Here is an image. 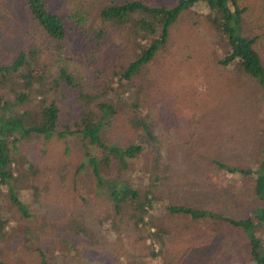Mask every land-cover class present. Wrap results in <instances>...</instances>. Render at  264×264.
<instances>
[{"label":"trees","instance_id":"obj_1","mask_svg":"<svg viewBox=\"0 0 264 264\" xmlns=\"http://www.w3.org/2000/svg\"><path fill=\"white\" fill-rule=\"evenodd\" d=\"M7 1L20 4L33 26L32 32L27 31L18 39L21 26H15L8 15L0 13V47L23 42L19 49L11 51L7 63L3 60L8 59L0 56V189L5 190L25 218L34 216L20 199L25 186L31 187L36 202L49 203L54 198L48 190L57 179L74 191L71 195L76 200L66 223L56 220L57 213L43 217L44 224L38 232H25L29 237L27 243L23 241L24 245L30 244L29 250L36 254L37 264H60L62 257L56 255L54 240L39 238L35 242L33 233L47 228L51 230L42 233L58 234L55 244L65 241V250L76 251L77 259L87 256L90 264L118 263L123 245L104 239L102 232L107 230L119 237L125 232H136L142 240L157 239L162 245L158 233L142 236L140 232L157 227L145 218L165 199V192L173 185L158 172L160 162L164 161L162 154L155 155L149 164H140L145 152L155 149L157 143L152 126L138 113L140 103L136 100L133 105L124 103L128 109L124 114L129 115L126 127L145 128L143 133L133 129L137 139L129 142L125 138L126 130L122 133L120 125L114 123L127 116L120 112L119 105L132 96L131 87L137 76L168 44L171 29L181 15L200 3L208 6L210 20L228 48L220 65L225 68L233 65L235 76L254 80L264 101V50L257 36L245 32L248 8L242 7L240 0H177L172 5L148 4L145 0H107L96 19H92L86 10L54 11L50 0ZM110 29L125 33L126 42L136 53L120 67L115 65L110 74L98 70V76L88 81L86 66L79 70L82 62L85 64L83 57L98 55L89 58L96 66L110 63L113 52L106 57L96 51L106 46ZM75 38L80 39V45L88 43V47L75 48ZM77 60L80 63L74 65ZM54 141L62 143L64 148L57 160H53L54 154L48 147ZM39 143L47 147L40 149ZM24 148H31L37 159L22 158ZM260 152L263 158L257 170L211 161L228 173L254 176L255 195L263 207L251 216L236 221L216 213L195 197L193 189L188 193L194 200L169 202L165 212L195 221H221L231 229L242 230L249 240L252 264H264V246L258 232L264 226V137ZM88 180L92 185H86ZM55 206L50 207L55 209ZM2 217L0 211V241L6 236L2 232L7 221ZM80 246L84 249L78 250ZM16 262L14 256L11 263Z\"/></svg>","mask_w":264,"mask_h":264},{"label":"rangeland","instance_id":"obj_2","mask_svg":"<svg viewBox=\"0 0 264 264\" xmlns=\"http://www.w3.org/2000/svg\"><path fill=\"white\" fill-rule=\"evenodd\" d=\"M145 1L148 4L172 5L177 0ZM106 2L50 0V5L58 12L86 10L92 19H96ZM240 4L249 10L245 16V32L257 36L264 50V0H240ZM0 13L8 15L15 26H21L18 39L31 31L33 25L29 24L26 11L20 4L0 0ZM25 27L29 29L25 30ZM125 36L122 31L110 29L106 46L96 50L106 57L113 52L109 64L96 66L89 60L98 55L83 57L85 64L82 62L79 70L86 66L88 81L98 76V70L108 75L115 65L120 67L134 57L135 48L126 42ZM29 38L32 39L31 36ZM78 39L73 41L75 48L80 50L88 47V43L80 45ZM21 43L13 47L1 45L0 56L8 59L3 62L9 61L11 51L19 49ZM225 44V39L218 35L210 20V10L206 3L196 5L181 15L171 29L168 44L159 51L146 70L137 76L131 87L132 96L119 105L120 112L124 114L128 111L125 102L129 105L135 104L134 100L140 103L138 113L152 126L157 140L155 149L146 151L140 164H149L155 155L162 154L164 161L160 162L158 172L173 186L165 192V199L150 210V215L145 218L146 222L151 221L157 227L151 230L145 228L140 232L142 236L158 233L162 245L157 239L146 242L136 232H125L121 237L108 230L102 232L104 239L115 240L123 245L117 264H252L249 240L240 232L242 230L231 229L221 221H195L188 216L175 217L165 212L169 202L179 204L183 198L194 200L188 193L192 189L204 206L209 205L216 213L236 221L246 219L256 209L263 207L255 195L254 176L231 174L211 162L220 160L230 166L257 170L263 158L260 152L264 137L262 92L254 80L235 76L233 65L228 68L220 65V60L228 52ZM75 62L74 65L80 63L79 60ZM114 99L116 102L117 98ZM124 115L127 116L114 123L120 125L122 133L126 130L125 138L129 142L137 139L134 130L143 133L145 128L141 125L137 129H128L129 115ZM53 144L48 147L50 153L54 154L53 160H57L64 148L62 143L54 141ZM38 146L40 149L47 147L41 143ZM34 153L31 148H24L22 158L37 159ZM56 180L48 190L49 196L54 198L49 203L36 202L31 196L33 191L30 186L20 191V199L33 217L25 218L5 194V190L0 189V211H3L2 219L7 221L2 232L6 236L0 241V264H13L14 256L17 258L16 264H37L36 254L29 250L30 244L25 246L23 243L29 237L25 232L37 231L43 227V217L56 213L57 221L67 222L76 205L71 195L74 191L67 184L62 185ZM88 182H85L87 186L92 185ZM54 205L55 209L50 207ZM50 230L42 229V232ZM42 232L33 233L35 242L39 238H50L56 243L59 239L58 234ZM258 232L264 246V226ZM55 243L56 255L62 256L60 264H90L87 256L77 259L76 251L65 250V241ZM82 246L78 250H83Z\"/></svg>","mask_w":264,"mask_h":264}]
</instances>
